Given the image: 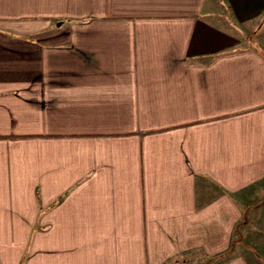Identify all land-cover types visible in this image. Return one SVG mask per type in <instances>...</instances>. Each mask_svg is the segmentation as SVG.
<instances>
[{"label":"crops","instance_id":"obj_1","mask_svg":"<svg viewBox=\"0 0 264 264\" xmlns=\"http://www.w3.org/2000/svg\"><path fill=\"white\" fill-rule=\"evenodd\" d=\"M261 182L264 0H0V264H251Z\"/></svg>","mask_w":264,"mask_h":264},{"label":"rangeland","instance_id":"obj_2","mask_svg":"<svg viewBox=\"0 0 264 264\" xmlns=\"http://www.w3.org/2000/svg\"><path fill=\"white\" fill-rule=\"evenodd\" d=\"M264 182L245 192L239 205L244 210L243 221L235 231V253L245 255L251 264H264V209L260 208ZM35 226H28V229Z\"/></svg>","mask_w":264,"mask_h":264}]
</instances>
